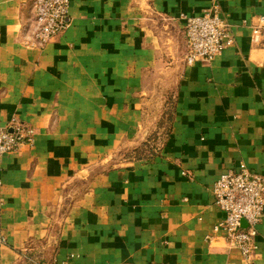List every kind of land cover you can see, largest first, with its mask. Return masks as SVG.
<instances>
[{"label": "crops", "instance_id": "obj_1", "mask_svg": "<svg viewBox=\"0 0 264 264\" xmlns=\"http://www.w3.org/2000/svg\"><path fill=\"white\" fill-rule=\"evenodd\" d=\"M211 1L233 42L186 65ZM27 2L0 0V125L35 130L0 164V264H245L212 185L264 175V0H70L42 49ZM254 244L264 264V216Z\"/></svg>", "mask_w": 264, "mask_h": 264}, {"label": "built area", "instance_id": "obj_2", "mask_svg": "<svg viewBox=\"0 0 264 264\" xmlns=\"http://www.w3.org/2000/svg\"><path fill=\"white\" fill-rule=\"evenodd\" d=\"M69 2L70 0H28L33 29L29 35L24 36V44L29 48L42 49L53 38L61 35L69 22ZM182 19L183 60L186 65L199 61L208 62L233 42L229 25L215 1H211L199 15L182 16ZM253 32L257 35L264 34V17L258 18ZM34 135V128L18 119H11L6 125H0V164L6 155L15 153L20 146L31 145ZM212 195L214 205L224 214L217 229L224 232L227 246L235 248L245 264H251L256 249V227L264 216V175L241 163L237 170L220 174L212 185ZM3 242L4 239L0 237V244Z\"/></svg>", "mask_w": 264, "mask_h": 264}, {"label": "rangeland", "instance_id": "obj_3", "mask_svg": "<svg viewBox=\"0 0 264 264\" xmlns=\"http://www.w3.org/2000/svg\"><path fill=\"white\" fill-rule=\"evenodd\" d=\"M146 150H148V149H147V148L140 147L139 152H140V153H145Z\"/></svg>", "mask_w": 264, "mask_h": 264}, {"label": "water", "instance_id": "obj_4", "mask_svg": "<svg viewBox=\"0 0 264 264\" xmlns=\"http://www.w3.org/2000/svg\"><path fill=\"white\" fill-rule=\"evenodd\" d=\"M241 224H242L243 227H245V223L244 222H242Z\"/></svg>", "mask_w": 264, "mask_h": 264}]
</instances>
